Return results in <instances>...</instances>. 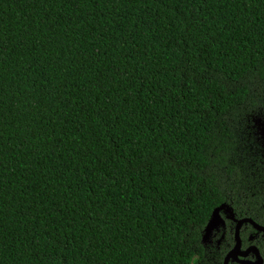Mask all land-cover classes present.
<instances>
[{"label": "trees", "instance_id": "obj_1", "mask_svg": "<svg viewBox=\"0 0 264 264\" xmlns=\"http://www.w3.org/2000/svg\"><path fill=\"white\" fill-rule=\"evenodd\" d=\"M257 116L264 0H0V264H223Z\"/></svg>", "mask_w": 264, "mask_h": 264}, {"label": "water", "instance_id": "obj_2", "mask_svg": "<svg viewBox=\"0 0 264 264\" xmlns=\"http://www.w3.org/2000/svg\"><path fill=\"white\" fill-rule=\"evenodd\" d=\"M258 122H261L260 134L264 137V120L261 118L257 119ZM228 212L229 217L232 219H235L236 224V230H235V245L234 247L228 252L226 256V260L224 261V264H228V261L230 259H237L242 264H262L264 259L260 253L259 248L256 245H251L247 248V250L242 251V239L240 235L241 228L243 224H251L253 228L256 230V233L259 234L260 232H264V225L260 224L259 222L255 221L251 217H242L240 219H236L234 209L231 205L227 204L226 202L222 203L220 206L216 207L214 211L212 212V215L205 227L204 234H203V242L205 243L204 239L212 232L214 228H218L221 223H224V219L221 215L222 211ZM250 252H253L256 256L255 259H244L240 260L238 259V255L242 254L244 256H247Z\"/></svg>", "mask_w": 264, "mask_h": 264}, {"label": "flooded vegetation", "instance_id": "obj_3", "mask_svg": "<svg viewBox=\"0 0 264 264\" xmlns=\"http://www.w3.org/2000/svg\"><path fill=\"white\" fill-rule=\"evenodd\" d=\"M259 118H261L262 120H264V118L263 117H259ZM258 119V118H257ZM261 122H258V124L261 126V124H260ZM259 126V127H260ZM228 204V203H227ZM230 205V204H229ZM229 214L230 213H228V212H225L224 210L221 212V215H222V217H223V219H224V223H221L220 225H219V227L218 228H214L213 230H212V232L204 239V241H205V244H207V242H210V243H212L214 240H216L217 239V245L218 246H220V244H221V242L223 241V239H224V237H225V232H226V230H227V228H228V226H229V221L230 222H233L234 223V225H235V227H234V245H235V230H236V224H237V222H236V220L235 219H232L231 217H229ZM235 217H236V219H240V218H242V217H237L236 215H235ZM244 225H246V223L245 224H243V226H242V228L244 227ZM252 226V225H251ZM242 228H241V230H242ZM221 230H223L222 231V233H221V235L219 236V238H218V234L220 233V231ZM240 235H241V239L243 238L242 237V234H241V231H240ZM260 234H257L256 232H253V233H249L248 234V240H249V243L246 245V246H244L243 245V239H242V251H245V250H247V248L249 247V246H251V245H256L257 246V244L255 243V240H256V237L257 236H259ZM234 245L230 248V250L234 247ZM258 247V246H257ZM259 248V247H258ZM229 250V251H230ZM260 250V249H259ZM228 251V252H229ZM228 252L225 254V256H224V260H223V264H224V261L226 260V256H227V254H228ZM260 253H261V250H260ZM261 255H262V253H261ZM262 257H263V255H262ZM256 258V256H255V254L253 253V252H250L247 256H244V255H242V254H239L238 255V259H240V260H244V259H255ZM263 259H264V257H263ZM228 264H242L241 262H239L237 259H230L229 261H228ZM262 264H264V261H263V263Z\"/></svg>", "mask_w": 264, "mask_h": 264}, {"label": "rangeland", "instance_id": "obj_4", "mask_svg": "<svg viewBox=\"0 0 264 264\" xmlns=\"http://www.w3.org/2000/svg\"><path fill=\"white\" fill-rule=\"evenodd\" d=\"M258 117V116H257ZM257 117H256V119H255V122H254V125H255V127L257 128V134L260 136V139H261V142H262V146L264 147V137L260 134V129H259V124H258V121H257ZM259 118V117H258ZM254 232H256V230L254 231ZM221 233H222V230L220 231V233L218 234V238H219V236L221 235ZM260 235H262V236H264V232H260L259 233ZM257 239V238H256ZM216 242H217V239L215 240ZM214 241V242H215Z\"/></svg>", "mask_w": 264, "mask_h": 264}]
</instances>
